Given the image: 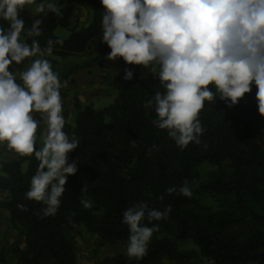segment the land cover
<instances>
[{
  "label": "trees",
  "instance_id": "trees-1",
  "mask_svg": "<svg viewBox=\"0 0 264 264\" xmlns=\"http://www.w3.org/2000/svg\"><path fill=\"white\" fill-rule=\"evenodd\" d=\"M82 1L91 3L92 18L81 27L70 25L73 0L57 2L63 18L50 12L43 17L26 8L20 12L26 27L43 18L42 35L34 37L42 48L49 38H60L64 44L57 45L52 55L82 54L85 58L58 71L61 81H73L79 70L102 64L110 52L101 43V0ZM0 27L7 30V22L0 20ZM58 27L69 30L67 38L55 34ZM32 59L13 64L12 69L22 71ZM47 59L56 72L55 60ZM155 66L158 73L159 65ZM123 73L124 68L119 69L110 80L115 97L109 105L96 109L76 100L73 121L62 112L63 130L70 140L74 133L81 144L68 154L69 162L77 160L78 171L68 177L55 216L43 217L41 202L25 197L38 165L34 155L15 153L13 159L0 161V211L5 210L9 223L24 233L23 247L15 250L17 264H79L76 237L83 230L112 245L127 244L129 233L121 223L122 213L136 201H147L149 208L158 210L171 204L172 211L167 220L153 221L159 231L153 233L142 259H129L119 252L99 264L181 263L190 254L178 249L177 243L188 239L213 264H264V116L258 112L255 83L231 108L218 93L216 100H205L198 117L204 129L201 143L191 142L181 150L167 130L153 125L155 102L151 108L144 107L157 91H165L158 75L134 72L132 80H124ZM209 87L215 92L214 86ZM37 120L46 127L41 116ZM153 144L159 151L149 152ZM36 147H41L38 141ZM185 179L193 192L191 198L178 191L165 193L172 186L178 190ZM205 196L225 199L228 208L221 203L218 207L205 204ZM81 200L92 202L93 207L85 209Z\"/></svg>",
  "mask_w": 264,
  "mask_h": 264
},
{
  "label": "clouds",
  "instance_id": "clouds-1",
  "mask_svg": "<svg viewBox=\"0 0 264 264\" xmlns=\"http://www.w3.org/2000/svg\"><path fill=\"white\" fill-rule=\"evenodd\" d=\"M34 4L37 15L47 17L50 12L64 17L56 0L38 4L36 0H0V20L7 22V30L0 27V145L21 157L34 155L38 165L25 197L41 202L43 217H49L58 212L68 177L78 171L77 160L69 162L68 154L81 141L74 133L70 140L63 130L61 88L68 81L62 84L50 60L44 58L57 45L62 47L64 40L49 38L42 48L34 37L42 35L43 18L26 27L20 17L26 5ZM101 4V43L110 48L104 59L123 58L127 65L145 68L159 65L153 77L158 75L165 91H157L144 107L151 108L155 102L152 123L167 130L178 148L201 143L204 129L198 117L205 100H216V93L231 108L254 82L258 112L264 116V0H101ZM37 56L41 58L32 59L18 75L12 69L13 64ZM133 76L134 69L125 67L123 79ZM33 113L42 114L46 125L39 149L40 124ZM153 149L159 151V146L153 144L149 152ZM177 191L193 196L187 179L178 190L175 186L165 189L169 195ZM159 198L163 200L164 195ZM81 204L85 209L93 207L90 201L81 200ZM17 207L25 209L23 204ZM171 211V204L158 210L149 208L147 201H136L123 211L129 259L139 261L147 254L160 227L153 221L167 220Z\"/></svg>",
  "mask_w": 264,
  "mask_h": 264
},
{
  "label": "rangeland",
  "instance_id": "rangeland-1",
  "mask_svg": "<svg viewBox=\"0 0 264 264\" xmlns=\"http://www.w3.org/2000/svg\"><path fill=\"white\" fill-rule=\"evenodd\" d=\"M59 0H56L58 2ZM37 2V1H36ZM48 2H51L49 0ZM41 3V2H37ZM74 9L71 14L70 25L71 26H84L87 25L92 18V5L87 1L82 0H73ZM36 5H26L25 8L30 11L32 14H35ZM69 30L67 28L58 27L55 30V34L61 38H67L69 35ZM50 57L55 60V71H61L75 64L76 62L84 61L85 58L82 54H74L66 57L51 55L48 56L45 54L44 58ZM41 58L39 56L35 57ZM104 61L102 64H97L95 67H103V64L106 63ZM113 65L119 66L120 68L131 67L134 69V72H137L141 75H153L156 71V66L154 64H150L148 68L143 67L142 65H127L123 58H118L115 62L110 61ZM30 64V63H29ZM29 64L24 68L26 69ZM92 67V68H95ZM23 69V70H24ZM89 70L91 68H83V70ZM80 71V70H79ZM101 74L102 77H109V74L104 69ZM17 75L19 72H16ZM58 74V73H57ZM65 81V80H64ZM68 84L71 83L69 79H67ZM63 84V81H61ZM67 87V86H66ZM66 87L61 88V96L64 97ZM115 97V93L113 96L106 95L101 99L94 101L92 103H82V105H92L96 109L103 108L113 102ZM35 119L41 116L40 113H33ZM42 122V121H41ZM43 123V122H42ZM41 123V124H42ZM43 127L45 128L44 124ZM44 130L42 131V126L40 130V126L37 130V141L42 147V135ZM0 152H3V149H0ZM10 154L9 157L4 159H13L15 157V152L8 150ZM1 161V160H0ZM203 202L205 204H210L213 207H218L221 203L222 208L227 209L228 204L225 199H219L218 197L205 196L203 197ZM171 236V234L169 233ZM76 242L78 246L79 252V264H99V261L104 259L105 257L112 256L116 253H126L127 244H109L96 236H91L86 230H83L81 234L76 237ZM24 245V233L18 229L13 227L8 221V214L5 210L0 211V264H17V258L15 255L16 248L23 247ZM178 249L182 251H186L190 254V257L181 263L167 262L165 264H213L210 260H208L205 256L202 255L200 248L197 244H195L192 240L188 239L182 242L177 243Z\"/></svg>",
  "mask_w": 264,
  "mask_h": 264
},
{
  "label": "crops",
  "instance_id": "crops-1",
  "mask_svg": "<svg viewBox=\"0 0 264 264\" xmlns=\"http://www.w3.org/2000/svg\"><path fill=\"white\" fill-rule=\"evenodd\" d=\"M119 66L113 65L110 61H107L101 68L95 67L89 70L82 69L73 76V81L67 84L64 97L61 96L63 110L69 114V119L71 121H73L75 117L74 103L76 100L82 103H92L101 99L103 96L114 95L110 80L115 76L117 71L122 68ZM104 69L109 74V77H102L101 74ZM41 123L42 122H39L40 130L42 126V131H45L43 123ZM0 149H3V152H0V160L10 156L6 146L0 145Z\"/></svg>",
  "mask_w": 264,
  "mask_h": 264
}]
</instances>
